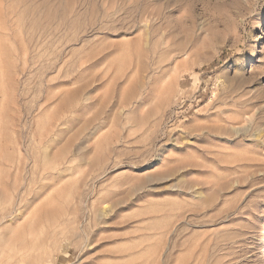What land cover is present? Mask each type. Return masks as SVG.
Segmentation results:
<instances>
[{
  "label": "rangeland",
  "instance_id": "374dc122",
  "mask_svg": "<svg viewBox=\"0 0 264 264\" xmlns=\"http://www.w3.org/2000/svg\"><path fill=\"white\" fill-rule=\"evenodd\" d=\"M263 249L264 0H0V264Z\"/></svg>",
  "mask_w": 264,
  "mask_h": 264
},
{
  "label": "bare ground",
  "instance_id": "6f19581e",
  "mask_svg": "<svg viewBox=\"0 0 264 264\" xmlns=\"http://www.w3.org/2000/svg\"><path fill=\"white\" fill-rule=\"evenodd\" d=\"M172 83H173V82H172ZM174 83H175V82H174ZM174 83H173V85L175 86ZM173 85H172V86H173ZM174 90H175V89H174ZM220 100H221V99H220ZM219 104H220V109L223 110V108H224V100H222ZM11 214H12V213H11ZM261 258L264 259V249H263V251L261 252Z\"/></svg>",
  "mask_w": 264,
  "mask_h": 264
}]
</instances>
